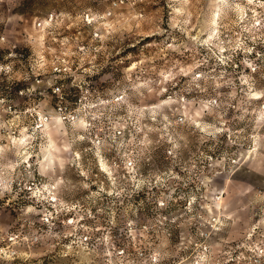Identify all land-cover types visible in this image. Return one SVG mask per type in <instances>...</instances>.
I'll return each mask as SVG.
<instances>
[{"label": "rangeland", "instance_id": "1", "mask_svg": "<svg viewBox=\"0 0 264 264\" xmlns=\"http://www.w3.org/2000/svg\"><path fill=\"white\" fill-rule=\"evenodd\" d=\"M1 37L0 234L37 232L30 264H264V0H0ZM48 197L95 248L62 258Z\"/></svg>", "mask_w": 264, "mask_h": 264}, {"label": "built area", "instance_id": "2", "mask_svg": "<svg viewBox=\"0 0 264 264\" xmlns=\"http://www.w3.org/2000/svg\"><path fill=\"white\" fill-rule=\"evenodd\" d=\"M113 5H115V3ZM53 18L52 14L47 15L42 22L37 23V27L50 24L53 21ZM85 20L87 23H90L88 15L85 16ZM3 40L4 38L1 37L0 41ZM55 91L60 92V89L55 87L53 92ZM4 100L6 99L1 96L0 102L2 103ZM64 109L66 110L65 107ZM60 110L62 109L60 108ZM47 203L49 204V208L45 209V213L42 215L40 224L43 227L50 229L51 226L59 225L61 223V225L69 227L71 231L68 235L63 236L65 243L62 244V246L65 248V251L61 255L62 258H74V249L79 252L80 249L85 251L91 248L93 249L97 246L95 240L98 228L96 227L95 222L87 218H68L63 219V221L59 220V222L58 219L61 214L57 211V209L53 208V205L57 203V198L48 197ZM39 240L40 235L37 232H27L22 225L16 226L13 230H8L5 233L0 234V261H5L7 263L17 261L19 264H30L31 259L34 256L31 249L39 244ZM21 248L23 249V252H21ZM138 255L142 257L143 253L139 252ZM257 257L259 258V256ZM257 257L253 256V264L259 262ZM71 264L79 263L71 260ZM242 264L247 263L244 262Z\"/></svg>", "mask_w": 264, "mask_h": 264}, {"label": "trees", "instance_id": "3", "mask_svg": "<svg viewBox=\"0 0 264 264\" xmlns=\"http://www.w3.org/2000/svg\"><path fill=\"white\" fill-rule=\"evenodd\" d=\"M58 87L59 89H60V94H61V97H66V100H67V98H68V93H69V90H70V88L69 89H64L65 87H64V84H63V82H57L55 85H53L52 86V88H50V90L51 91H53L54 90V88L55 87ZM7 96V95H6ZM8 97V96H7ZM65 107V106H64ZM13 228L14 227H12L10 230H13Z\"/></svg>", "mask_w": 264, "mask_h": 264}, {"label": "bare ground", "instance_id": "4", "mask_svg": "<svg viewBox=\"0 0 264 264\" xmlns=\"http://www.w3.org/2000/svg\"><path fill=\"white\" fill-rule=\"evenodd\" d=\"M48 125H49V124H46L45 126L47 127ZM58 125H61V124L59 123ZM46 127H45V128H46Z\"/></svg>", "mask_w": 264, "mask_h": 264}]
</instances>
